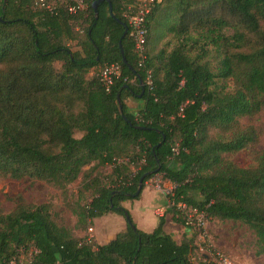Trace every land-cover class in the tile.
I'll return each instance as SVG.
<instances>
[{
	"label": "trees",
	"instance_id": "16d2710c",
	"mask_svg": "<svg viewBox=\"0 0 264 264\" xmlns=\"http://www.w3.org/2000/svg\"><path fill=\"white\" fill-rule=\"evenodd\" d=\"M83 2L86 18L0 0V179L42 181L63 195L81 179L76 226L113 213L125 227L99 245L59 224L51 204L6 196L14 208L0 210V264L23 255L27 264H193L196 234L176 242L164 217L141 231L123 206L156 175L208 221L245 226L264 257V0H155L144 68L129 33L119 49L122 6L134 0ZM110 64L120 74L106 89L99 74ZM130 99L143 104L136 114ZM241 151L253 166L228 159Z\"/></svg>",
	"mask_w": 264,
	"mask_h": 264
},
{
	"label": "rangeland",
	"instance_id": "374dc122",
	"mask_svg": "<svg viewBox=\"0 0 264 264\" xmlns=\"http://www.w3.org/2000/svg\"><path fill=\"white\" fill-rule=\"evenodd\" d=\"M56 67L58 68L59 66L56 65ZM130 101L135 107L133 108V111L136 114V111L141 107L142 102L134 99H130ZM76 137H79V134H77ZM258 149L264 150V137L262 138ZM228 159L240 168L253 166V162L246 151H241L235 155L228 156ZM108 169V167H100L96 171L107 172ZM154 178L155 177L152 179ZM80 182L81 179H78L71 184L67 195H63L59 190L48 186L42 181L28 178L20 181H14L8 178L0 179V210L6 215L14 208V204L7 201L5 198L6 196L11 197L21 195L27 203L33 205L51 204V212L56 221L70 229L75 236L88 239L99 245L106 244L112 240L117 233L124 230V219L116 214L109 213L87 224L88 226L84 230L79 229L76 226L77 218L73 214L71 207H75L74 202L77 201V189L80 186ZM150 182L145 185L144 188L146 190L144 189L145 191L143 190L144 192L142 191L141 193L142 197L151 194L150 199L141 200V203L138 204L141 208V213L144 211L147 213L149 211V208H151L149 206L152 204L154 197L158 198L161 196L162 198V195L153 188V185ZM84 196H86V198L83 199L81 203H85V200L89 198L88 193H85ZM126 204L124 203L125 206H127ZM159 207L160 206H157L153 209V216L157 220L160 218L155 214V211ZM166 214L167 212H165L164 216ZM130 215L134 221H139L136 215ZM144 218L146 226L141 229L149 232L151 231L153 219L149 213H147ZM206 230L207 236L205 238H201L197 235L195 237L193 245L194 249L190 256L193 264H206L201 256L202 254L207 253L206 249H208V247L210 250L216 249L223 252L234 264H264V257H257L255 255V237L253 233L240 223L209 220L207 222ZM29 257L30 255H23L21 258V262H23L22 264H27V262H29Z\"/></svg>",
	"mask_w": 264,
	"mask_h": 264
},
{
	"label": "built area",
	"instance_id": "2783aa9c",
	"mask_svg": "<svg viewBox=\"0 0 264 264\" xmlns=\"http://www.w3.org/2000/svg\"><path fill=\"white\" fill-rule=\"evenodd\" d=\"M154 4L155 0H134V2L122 6L121 15L126 21L129 37L133 43L134 53L137 56L138 67L140 68H144V63L147 58L146 18L151 13ZM34 5L46 10L50 14H53L57 7H62L69 15L82 14L83 18L87 17L85 14L86 4L83 0H34ZM119 74L120 70L118 65L110 64L102 68L99 78L106 89H108ZM145 75L146 84L150 85V71L146 70ZM148 182L152 183L153 188L162 195L164 200V204L155 211V214L159 218H163L167 210H173L184 228L201 238L207 236L206 227L208 217L205 212L199 211L197 208L188 205L182 197L176 196V186L162 178L161 175H156L154 179H150ZM148 182H146L145 185H147ZM206 251L209 253H204L201 256L206 264H234L230 258L221 251L216 249L210 250L209 247Z\"/></svg>",
	"mask_w": 264,
	"mask_h": 264
},
{
	"label": "crops",
	"instance_id": "0c3cea01",
	"mask_svg": "<svg viewBox=\"0 0 264 264\" xmlns=\"http://www.w3.org/2000/svg\"><path fill=\"white\" fill-rule=\"evenodd\" d=\"M126 104H127V107L129 109V111L132 114H135L134 111H133V108H135V107L131 104V101L130 100H127ZM142 107H143V104L141 105L140 108H138V110L136 112L140 111L142 109ZM150 196H151V194L144 195V197L141 196L140 199L138 201H135L133 204H129V203L126 204L125 203L127 206H125L123 204L124 205V208H126L129 211V213L131 212L130 214H134V215L137 216V218L139 219V221H134V219H133V222L135 223L136 227L139 230L144 231V232H147V231L142 230L141 228L146 226V222L144 221L145 215L147 213H149L150 216L152 217L153 222L151 224V231H153L156 228L157 222H158V220L156 218H154V216H153V209L155 207H157V206H162L164 204L163 197L162 198H161V196L158 197V198H155L154 197L152 204L149 206V207H151V208H149V211L147 213H146V211H144V212L141 213V208L138 206V204L141 203V200H144V199H147L148 200V199H150ZM164 220H165V224H164V227H163L164 232L167 233V234H169V235H171V237L176 242H179L180 238L183 235H189L190 234V231L188 229L184 228L182 225L177 224V223H175L173 221L171 214H166L164 216ZM124 227H125V223H124ZM151 231H149V232H151Z\"/></svg>",
	"mask_w": 264,
	"mask_h": 264
},
{
	"label": "water",
	"instance_id": "95a60500",
	"mask_svg": "<svg viewBox=\"0 0 264 264\" xmlns=\"http://www.w3.org/2000/svg\"><path fill=\"white\" fill-rule=\"evenodd\" d=\"M97 3L98 2H95L94 4H93V9L96 11V8H97ZM127 33H128V27L127 26H124V31H123V34H122V36H121V38H120V41H119V49H120V53L123 55V49H122V46H121V40L127 35ZM123 63L125 64V65H127V63H126V61H125V58H123ZM128 66V65H127ZM128 68L130 69V70H132V72H134V70L130 67V66H128ZM139 84L141 85V87H143V83H142V81L140 80L139 81ZM138 97L140 98L141 97V95H138ZM117 100H119V95H117ZM140 129H143V127H139ZM142 183H143V178H141L140 180H139V183H138V187H137V190H136V193H135V196H138L139 194H140V191H141V188H142Z\"/></svg>",
	"mask_w": 264,
	"mask_h": 264
}]
</instances>
